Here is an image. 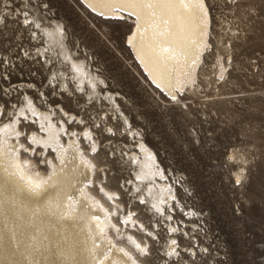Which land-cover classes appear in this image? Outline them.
I'll return each mask as SVG.
<instances>
[{"label":"rangeland","instance_id":"1","mask_svg":"<svg viewBox=\"0 0 264 264\" xmlns=\"http://www.w3.org/2000/svg\"><path fill=\"white\" fill-rule=\"evenodd\" d=\"M207 1L211 48L192 91L173 99L148 82L127 47L132 21L103 19L79 0H0V13L8 9L16 18L0 23V103L8 113L16 109L25 96L14 86L30 84L28 92L42 108L48 101L40 90L53 105L84 118L97 131L103 156H110L109 181L121 187L133 177L122 156L139 140L129 131L139 133L176 189L181 204L173 223L181 228V247L192 253L206 248L199 264H264V0ZM19 10L61 22L70 48L91 64L104 80L101 92L114 94L118 106L78 93L74 84L75 97L61 92L52 75L60 68L29 59L38 47L31 40L36 30L22 25ZM138 196L126 192L122 202L158 229L162 241H151L154 255L142 260L164 264L167 222L148 205L137 207Z\"/></svg>","mask_w":264,"mask_h":264},{"label":"bare ground","instance_id":"2","mask_svg":"<svg viewBox=\"0 0 264 264\" xmlns=\"http://www.w3.org/2000/svg\"><path fill=\"white\" fill-rule=\"evenodd\" d=\"M79 1L103 19L133 22L126 44L154 88L173 99L192 91L211 48L213 16L207 0ZM9 12L0 13V23L6 24L5 17L16 19ZM19 12L22 25L36 30L31 40L38 47L29 59L60 68L52 75L61 92L75 97L74 84L78 93L118 106L114 94L101 92L104 80L91 64L70 48L61 22ZM31 86H14L25 98L9 113L0 103V264H146L142 257L151 256V241H162L158 229L137 217L136 208H126V192L139 193L134 204L148 205L167 222L168 241L160 251L164 264L174 260L182 248L181 228L173 223L181 203L152 148L130 129L139 140L122 157L133 166V177L122 187L112 183L106 168L110 156H103L95 128L63 105L50 103L40 90L48 101L42 108L30 96ZM37 156L41 164L32 159Z\"/></svg>","mask_w":264,"mask_h":264},{"label":"built area","instance_id":"3","mask_svg":"<svg viewBox=\"0 0 264 264\" xmlns=\"http://www.w3.org/2000/svg\"><path fill=\"white\" fill-rule=\"evenodd\" d=\"M185 235V234H183ZM180 245V243H179ZM181 246V245H180ZM185 248H180L178 251L177 256L174 257V260H170L168 264H171V262H174V264H199L200 261H202L201 256L206 257V253H208V250L206 248L201 249L199 251L196 250L195 253L188 251H184ZM198 252V253H197ZM214 264V263H213Z\"/></svg>","mask_w":264,"mask_h":264},{"label":"snow or ice","instance_id":"4","mask_svg":"<svg viewBox=\"0 0 264 264\" xmlns=\"http://www.w3.org/2000/svg\"><path fill=\"white\" fill-rule=\"evenodd\" d=\"M173 243H175V241H173Z\"/></svg>","mask_w":264,"mask_h":264}]
</instances>
